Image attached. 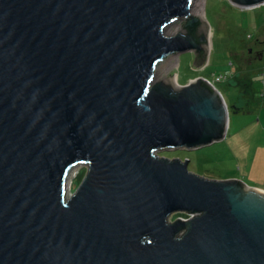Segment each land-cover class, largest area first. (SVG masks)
Listing matches in <instances>:
<instances>
[{
  "label": "water",
  "instance_id": "1",
  "mask_svg": "<svg viewBox=\"0 0 264 264\" xmlns=\"http://www.w3.org/2000/svg\"><path fill=\"white\" fill-rule=\"evenodd\" d=\"M193 2L0 0V264H264V191L157 155L227 123L206 80L153 83L165 57L207 55Z\"/></svg>",
  "mask_w": 264,
  "mask_h": 264
},
{
  "label": "rangeland",
  "instance_id": "2",
  "mask_svg": "<svg viewBox=\"0 0 264 264\" xmlns=\"http://www.w3.org/2000/svg\"><path fill=\"white\" fill-rule=\"evenodd\" d=\"M190 14L203 19L208 26L205 66L198 68L193 65L194 51L175 53L157 64L153 83L172 76L178 87L198 78L206 80L224 100L228 111L227 123L220 140L195 149L161 150L157 155L187 160L188 171L199 177L220 182L236 180L264 191V5L246 9L230 0H194ZM185 22L184 18L178 19L166 28L165 35H177ZM256 39L262 41L258 48L263 55L260 58L252 56L249 62L244 45ZM238 52H242L240 56L234 54ZM226 72L229 74L227 79L221 83L214 82L215 76ZM231 75L239 77L234 81ZM240 77L251 79L253 84L256 104L247 102L248 113L235 112L232 108L238 100H249L241 94ZM85 173L86 167L83 166L71 179V194ZM179 217L184 218L185 215L175 213L170 221Z\"/></svg>",
  "mask_w": 264,
  "mask_h": 264
},
{
  "label": "flooded vegetation",
  "instance_id": "3",
  "mask_svg": "<svg viewBox=\"0 0 264 264\" xmlns=\"http://www.w3.org/2000/svg\"><path fill=\"white\" fill-rule=\"evenodd\" d=\"M200 24L198 25V27L196 29L193 30L192 32V36L193 38L197 41L201 36L198 35V30H199ZM188 30V29H187ZM189 34V32H187ZM262 43V41L256 39L254 42L245 44L244 48H245V52L247 53V57L246 59L250 62L252 60V56L254 58H260L261 55H263V52L260 53V49L258 48L259 44ZM240 51V50H239ZM243 51V52H244ZM242 52H238L235 55H241ZM238 56V57H239ZM239 77V76H238ZM241 78V77H240ZM240 87H242V93L245 96L249 97V100L242 102L241 100H238L234 105H232V108L235 109V112H241V113H248V104L247 102L250 101V104L255 105V98L252 94V89H253V84L251 83V87H248V83H244V85H240L238 84ZM238 108V109H236Z\"/></svg>",
  "mask_w": 264,
  "mask_h": 264
},
{
  "label": "trees",
  "instance_id": "4",
  "mask_svg": "<svg viewBox=\"0 0 264 264\" xmlns=\"http://www.w3.org/2000/svg\"><path fill=\"white\" fill-rule=\"evenodd\" d=\"M196 52H197V55H198V61H197V63L199 64H203L204 62H205V60H206V55H205V53L200 49H196L195 50ZM227 77H229V74H227V72L226 73H224V75L223 74H221V75H218V76H215V81L214 82H218V83H221L222 81H224L225 79H227ZM219 78V80L217 81V79ZM231 79H235L234 81H236L237 79H238V76H231ZM197 82H200V80H198ZM241 85H244V83H248V87H251V83H252V81H251V79H249V78H247V77H242L241 78ZM201 83V86H200V88H202V90H204L205 92H207V93H209V94H211V92H212V90H211V88L208 86V85H206V84H204V83H202V82H200ZM263 96V95H262Z\"/></svg>",
  "mask_w": 264,
  "mask_h": 264
},
{
  "label": "crops",
  "instance_id": "5",
  "mask_svg": "<svg viewBox=\"0 0 264 264\" xmlns=\"http://www.w3.org/2000/svg\"><path fill=\"white\" fill-rule=\"evenodd\" d=\"M248 44V43H247ZM249 45H250V43H249ZM234 54H236V53H234ZM194 59H195V53H194ZM205 64H206V60H205V62L203 63V64H201L200 66H197L198 68H203L204 66H205ZM231 76H233V75H231ZM194 81V80H193ZM185 84H187V83H185ZM185 84H183V85H185ZM255 188H257V187H255ZM262 189V188H261Z\"/></svg>",
  "mask_w": 264,
  "mask_h": 264
},
{
  "label": "built area",
  "instance_id": "6",
  "mask_svg": "<svg viewBox=\"0 0 264 264\" xmlns=\"http://www.w3.org/2000/svg\"><path fill=\"white\" fill-rule=\"evenodd\" d=\"M219 80V78L217 79V81ZM191 217V215H188V216H185L184 218H182V219H188V218H190Z\"/></svg>",
  "mask_w": 264,
  "mask_h": 264
},
{
  "label": "bare ground",
  "instance_id": "7",
  "mask_svg": "<svg viewBox=\"0 0 264 264\" xmlns=\"http://www.w3.org/2000/svg\"><path fill=\"white\" fill-rule=\"evenodd\" d=\"M190 11H191V9H190ZM199 12V14H200V10L198 11ZM175 82V81H174Z\"/></svg>",
  "mask_w": 264,
  "mask_h": 264
}]
</instances>
